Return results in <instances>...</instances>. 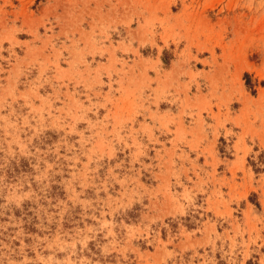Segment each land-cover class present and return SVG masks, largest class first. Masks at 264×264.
Returning a JSON list of instances; mask_svg holds the SVG:
<instances>
[{
	"label": "rangeland",
	"instance_id": "obj_1",
	"mask_svg": "<svg viewBox=\"0 0 264 264\" xmlns=\"http://www.w3.org/2000/svg\"><path fill=\"white\" fill-rule=\"evenodd\" d=\"M0 264H264V0H0Z\"/></svg>",
	"mask_w": 264,
	"mask_h": 264
}]
</instances>
